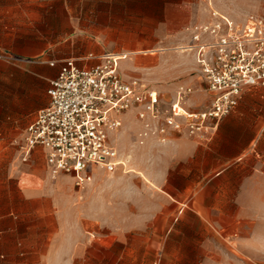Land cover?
Segmentation results:
<instances>
[{"label": "crops", "instance_id": "obj_1", "mask_svg": "<svg viewBox=\"0 0 264 264\" xmlns=\"http://www.w3.org/2000/svg\"><path fill=\"white\" fill-rule=\"evenodd\" d=\"M210 8L200 15L192 0H0V264H264L262 86L247 88L206 140L144 136L136 110L126 112L142 127L129 171L146 179L152 197H104L101 213L83 195L92 180L52 177L41 146L27 159L10 148L49 105L66 58L88 67L115 56L125 79L162 91L164 107L180 84L194 89L186 109L205 107L211 94L191 46ZM128 12L139 14L132 25ZM127 160L114 170L93 166V177Z\"/></svg>", "mask_w": 264, "mask_h": 264}, {"label": "built area", "instance_id": "obj_2", "mask_svg": "<svg viewBox=\"0 0 264 264\" xmlns=\"http://www.w3.org/2000/svg\"><path fill=\"white\" fill-rule=\"evenodd\" d=\"M192 38L211 94L205 107L183 106L194 91L184 84L177 87L169 108L164 107L162 91L138 78L125 79L115 56L88 67L66 58L50 82L49 105L37 111L24 131L19 143L23 158L41 146L52 177L72 174L84 186L93 178V166L114 170L125 164L110 133L122 126V115L130 110H136L144 136L165 140L177 131L206 140L237 108L247 88L264 87V15L236 19L211 6L209 20L193 30Z\"/></svg>", "mask_w": 264, "mask_h": 264}, {"label": "rangeland", "instance_id": "obj_3", "mask_svg": "<svg viewBox=\"0 0 264 264\" xmlns=\"http://www.w3.org/2000/svg\"><path fill=\"white\" fill-rule=\"evenodd\" d=\"M194 8L198 14L205 13L204 6H213L222 12H225L236 19H243L246 15L254 13L264 15V0H192ZM198 8V9H197ZM225 10V11H223ZM139 14L127 13L128 25L134 24L133 19ZM133 28H128V31ZM145 32L147 30H133ZM202 99V98H199ZM124 119L123 126L115 132H111V141L120 151L121 160H127V155H130L125 166H120L114 172L99 170L94 174L92 181L83 189L84 197L89 198L90 205L96 212H102V200L104 197H110L112 200L119 196L135 195L143 199L152 197L151 185L146 183V179L136 172L129 171L131 168H136L135 149L140 144L141 123L136 120L134 113L129 112L122 115ZM23 138V130L18 132L17 140L10 142V148L13 152L19 148V143ZM149 165V159L144 161V167ZM141 183V191L139 185Z\"/></svg>", "mask_w": 264, "mask_h": 264}]
</instances>
